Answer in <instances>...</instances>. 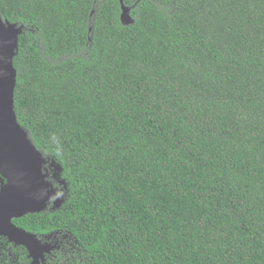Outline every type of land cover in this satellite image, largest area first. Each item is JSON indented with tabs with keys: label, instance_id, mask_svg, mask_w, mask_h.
Masks as SVG:
<instances>
[{
	"label": "trees",
	"instance_id": "trees-1",
	"mask_svg": "<svg viewBox=\"0 0 264 264\" xmlns=\"http://www.w3.org/2000/svg\"><path fill=\"white\" fill-rule=\"evenodd\" d=\"M123 3L0 0L56 190L14 224L38 264H264V0ZM0 264L32 259L0 236Z\"/></svg>",
	"mask_w": 264,
	"mask_h": 264
},
{
	"label": "water",
	"instance_id": "water-1",
	"mask_svg": "<svg viewBox=\"0 0 264 264\" xmlns=\"http://www.w3.org/2000/svg\"><path fill=\"white\" fill-rule=\"evenodd\" d=\"M121 4V22L133 24L131 9ZM22 27L5 21L0 15V78L5 85V101L0 115V175L5 183L0 188V236L9 242L24 246L32 264H38L49 253L51 243H42L37 237L14 224V219L47 209L56 190L47 181L44 172L47 160L19 125L14 111L17 70L14 58L19 51ZM58 205L59 199L54 201Z\"/></svg>",
	"mask_w": 264,
	"mask_h": 264
},
{
	"label": "snow or ice",
	"instance_id": "snow-or-ice-1",
	"mask_svg": "<svg viewBox=\"0 0 264 264\" xmlns=\"http://www.w3.org/2000/svg\"><path fill=\"white\" fill-rule=\"evenodd\" d=\"M4 101H5V85L3 79L0 78V115H2L3 113Z\"/></svg>",
	"mask_w": 264,
	"mask_h": 264
},
{
	"label": "rangeland",
	"instance_id": "rangeland-1",
	"mask_svg": "<svg viewBox=\"0 0 264 264\" xmlns=\"http://www.w3.org/2000/svg\"><path fill=\"white\" fill-rule=\"evenodd\" d=\"M54 204H56V202H53Z\"/></svg>",
	"mask_w": 264,
	"mask_h": 264
},
{
	"label": "clouds",
	"instance_id": "clouds-1",
	"mask_svg": "<svg viewBox=\"0 0 264 264\" xmlns=\"http://www.w3.org/2000/svg\"><path fill=\"white\" fill-rule=\"evenodd\" d=\"M43 243V242H42Z\"/></svg>",
	"mask_w": 264,
	"mask_h": 264
}]
</instances>
